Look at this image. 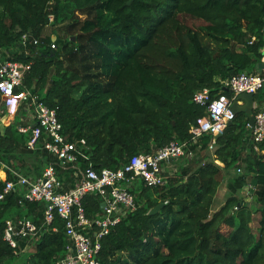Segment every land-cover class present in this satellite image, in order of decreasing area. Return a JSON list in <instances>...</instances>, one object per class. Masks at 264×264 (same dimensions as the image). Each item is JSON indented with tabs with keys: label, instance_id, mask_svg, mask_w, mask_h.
Listing matches in <instances>:
<instances>
[{
	"label": "trees",
	"instance_id": "16d2710c",
	"mask_svg": "<svg viewBox=\"0 0 264 264\" xmlns=\"http://www.w3.org/2000/svg\"><path fill=\"white\" fill-rule=\"evenodd\" d=\"M76 11L86 15L83 24ZM70 15L82 29L76 42L43 34ZM185 16L202 23L187 25ZM263 26L264 0H0L1 50L28 66L18 90H30L55 109L69 140L85 139L96 170H115L137 154L188 139L190 125L205 112L193 94L208 89L213 97L220 91L230 95L220 80L257 72ZM23 35L37 44L23 45ZM255 112L235 114L211 150L210 136L202 137L200 155L166 184L137 183L138 208L103 236L100 264H264V154L244 141ZM5 115L0 101V119ZM27 115L21 104L8 125L0 122V170L7 165L25 175L30 156L36 178L55 158L41 141L27 147L30 131L18 130L33 124L23 118ZM242 165L243 173L232 181L250 202L230 194L213 210L222 171ZM5 171V180L11 179ZM56 173L60 180L70 176L59 166ZM20 195L0 200V264L15 258L16 264H54L67 242L58 217L21 257L19 248L3 239L6 219L42 210L41 202L20 205ZM100 201L95 193L83 198L88 216L101 211ZM160 203L158 212L149 214ZM255 213L257 234L250 225Z\"/></svg>",
	"mask_w": 264,
	"mask_h": 264
},
{
	"label": "built area",
	"instance_id": "2783aa9c",
	"mask_svg": "<svg viewBox=\"0 0 264 264\" xmlns=\"http://www.w3.org/2000/svg\"><path fill=\"white\" fill-rule=\"evenodd\" d=\"M260 34L264 41V26ZM254 40L255 37H252L250 43ZM31 42L37 44L36 39L30 41L28 36H22L23 45ZM51 47L55 48V45L51 44ZM259 51V62L264 64V45ZM10 55L9 52H2L0 47V101L6 115L15 114L19 106L24 105L29 118L33 120V124L18 126L20 132L30 131L27 147L33 149L41 141L42 149L55 161L50 162L42 175L36 178L5 165L12 178L4 181L0 200L9 193L19 192L20 205L41 202L43 207L42 217L37 222L32 216L6 219L3 239L14 249H26L58 217L63 224L67 245L64 255L54 264H100L98 253L103 236L128 213L138 208L133 192L137 183L147 187L162 186L167 164L183 157L192 158L201 149L200 141L206 135L210 136L208 149H213L216 135H221L235 117L233 103L236 101L241 104L237 96L241 93L254 95L264 88L263 70L253 73L243 71L220 80V85L229 90L230 95L220 91L213 97L208 89L196 91L192 101L204 106L205 112L190 125L188 139L171 140L151 153L137 154L115 170H96L89 162L85 139L69 140L68 135L62 132L55 109L38 101L30 90H18L28 66L10 59ZM254 108V123L247 124L248 132L244 141L251 142L257 152L264 154V108L259 105ZM56 166L69 171V178L60 180ZM91 193L98 194L100 205L104 202V206L90 217L86 214L83 198ZM53 230L56 228L53 227Z\"/></svg>",
	"mask_w": 264,
	"mask_h": 264
},
{
	"label": "rangeland",
	"instance_id": "374dc122",
	"mask_svg": "<svg viewBox=\"0 0 264 264\" xmlns=\"http://www.w3.org/2000/svg\"><path fill=\"white\" fill-rule=\"evenodd\" d=\"M96 6H98L96 8V10H100L103 13V17L105 18V16H107L106 10L103 7H101L100 4H97ZM73 14H74V16L77 17L80 24L84 23V21L86 19V15H84L78 11L74 12ZM182 21L184 23H186L187 25H199L202 23L198 20H194V19L187 17V16L183 17ZM70 24L72 25V27L68 29ZM64 27H66V28L64 29ZM80 32H82V29H80L79 26L76 27V24L74 25V18L72 17V15H70L69 19L65 20L64 22L57 23V24L55 23V25L50 24L49 26H46L43 30L44 35H52L53 39L57 36V34H59L60 37L63 38L64 42H66L67 40L72 41V42H76L77 36ZM199 155H200V152H197L194 154V156L192 158L183 157V158H179L177 160H173L169 164H167V167L165 168L163 185L166 184L167 179L169 177H171L175 174H178V172H180L182 169L190 166V164H191L190 162H192L194 159H196ZM25 158H29L30 159L29 161H31V159H33V157H30V156H27V157L25 156ZM239 167L229 168V169H225L222 171L221 177H220V185H219V187L217 189V193L214 197L213 210L220 207V205L223 204L224 200L230 194H236L237 196L242 197L246 202H250V197L246 196L244 191H240L239 185L235 184L232 181V180H234V178H237L238 175L243 173V171H244L243 165L240 168ZM239 169H241V172L238 171ZM258 220H259V213L253 214V219H252L250 225H251L252 232L254 234H257V231H258ZM66 245H67V242H66L65 246ZM32 249L33 248H31L30 250H27V249L22 250L21 249L19 252L20 257L23 256V254L28 253ZM18 259L19 258H15L13 261H11V264H16Z\"/></svg>",
	"mask_w": 264,
	"mask_h": 264
},
{
	"label": "crops",
	"instance_id": "0c3cea01",
	"mask_svg": "<svg viewBox=\"0 0 264 264\" xmlns=\"http://www.w3.org/2000/svg\"><path fill=\"white\" fill-rule=\"evenodd\" d=\"M259 63H261V62H259ZM258 63V64H259ZM259 69H260V71H263L264 70V64H263V66L261 67V68H258V65H257V71H259ZM259 71V72H260ZM241 102V104H243L244 102L243 101H240ZM260 106V107H262V108H264V90L263 91H261L260 93H257V95H254V102H253V107L254 106ZM14 116H15V114H13V115H5L4 117H2L1 119H0V122L3 124V125H8L12 120H13V118H14ZM30 115L28 114L26 117L25 116H23V118H28ZM26 120V119H25ZM30 159H28L27 158V161H28V163L26 164V162L24 161L23 162V164L22 165H25V168H27L26 170H24L25 171V175L26 176H29V177H34L33 175H32V172L30 171V168H31V166H30V164L32 163V159H31V161H29ZM218 164H220L219 162H218ZM24 168V166H23V169H25ZM19 169H22V168H19ZM19 172H20V170H18ZM6 179V171H5V168H3V169H1L0 170V180H5ZM40 215H41V210L40 209H38V210H36V211H34V212H31V216L33 217V218H39L40 217ZM31 248H33L32 246H30V247H28V248H26L27 250H30Z\"/></svg>",
	"mask_w": 264,
	"mask_h": 264
},
{
	"label": "water",
	"instance_id": "95a60500",
	"mask_svg": "<svg viewBox=\"0 0 264 264\" xmlns=\"http://www.w3.org/2000/svg\"><path fill=\"white\" fill-rule=\"evenodd\" d=\"M263 66V63L258 64V68H261ZM260 71V69H259ZM237 101H243V104H239L238 102H234L232 105V110L235 114L241 113L246 110H252L253 109V102H254V95L252 93H241L237 96ZM254 123V116H249V124L253 125ZM220 135H216L218 137ZM163 203L158 204L156 207L151 209L149 211V214L157 213L158 210L163 206ZM101 208L104 206V202L101 203Z\"/></svg>",
	"mask_w": 264,
	"mask_h": 264
}]
</instances>
